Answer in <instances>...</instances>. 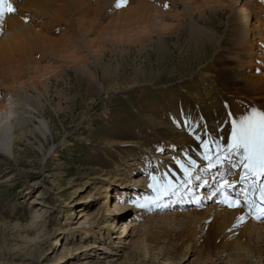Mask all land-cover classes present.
Listing matches in <instances>:
<instances>
[{
  "label": "rangeland",
  "instance_id": "374dc122",
  "mask_svg": "<svg viewBox=\"0 0 264 264\" xmlns=\"http://www.w3.org/2000/svg\"><path fill=\"white\" fill-rule=\"evenodd\" d=\"M229 4L200 21L210 31L204 38L185 24L118 40L79 68L45 58L43 65L57 68L41 80L40 89L29 90L28 101L7 93L5 104L13 114L0 115V264H264V218L238 188L225 193L228 202L218 203L229 211V223L219 220L222 230L212 239L215 217L208 211L215 203L149 212L139 219L135 198L149 193L129 189L134 180L153 191L159 175L148 177L149 171H158L166 162L162 158L185 153L183 146L170 150L161 128L188 129L214 107L224 110L223 126L230 134L232 113L264 110V83L258 82L264 44L241 36L243 5ZM177 7L164 11H183ZM77 36L72 52L81 46ZM205 79L221 93L216 105ZM4 95L0 90V103ZM26 110L34 120L18 132L13 123ZM229 173L222 187L234 174ZM106 189L112 199L108 208ZM184 190L180 195L190 187ZM123 192L131 194L124 197L119 221L102 220ZM244 204L252 206L247 211ZM235 211H244L247 220H237ZM77 215L83 216L80 221ZM134 220L138 225L131 227ZM82 223L85 230L97 223L91 236L72 233ZM117 223L124 225L116 233L122 243L107 238V228Z\"/></svg>",
  "mask_w": 264,
  "mask_h": 264
},
{
  "label": "bare ground",
  "instance_id": "6f19581e",
  "mask_svg": "<svg viewBox=\"0 0 264 264\" xmlns=\"http://www.w3.org/2000/svg\"><path fill=\"white\" fill-rule=\"evenodd\" d=\"M233 1L7 0L14 11L6 12L0 19V90H3L5 94L4 101L0 103V115L6 110L13 114L12 110L5 104L8 92L19 100L28 101L29 90L40 89L41 80L50 76L51 70L57 68L56 66L43 65L45 58H53L57 63L71 64L79 68L83 67L84 64L92 63V60L96 61L111 43L118 40L162 34V32L173 28L181 29L185 24L190 26L191 31L201 34L204 38L210 31L200 21H205L209 11L216 13L218 6H223L224 3L239 5L240 7L243 5L239 15L240 19L238 18L241 22H245V27H241V36L247 40L254 39L264 44V0H235L237 2L234 3ZM178 4L183 6L182 12L164 11V8H178ZM169 20L176 23L174 25L171 22V24H167ZM77 35L82 36V39L79 38L80 40H78L81 46L78 51L72 52L70 48L71 45H74L73 40L78 37ZM73 49L75 50V48ZM205 81L208 83L207 94L213 104L216 105L221 93L213 81L208 79ZM258 82L259 84L264 83V74ZM249 111L242 112L241 109L236 114L232 113L230 117L231 119H238ZM27 112L28 110L21 113L19 122L13 123V127L18 132L34 120L32 115L26 114ZM224 118L223 109L214 110L212 107L205 109L199 122L188 127V129L184 128L185 130H183V127L176 125L160 129L159 133L168 140L171 151H176L182 146L186 151L176 159L167 156L162 158L163 161L166 159V162L158 164V171H149L148 177L156 175L157 178L159 175V184L155 186L153 191L144 190L139 182H137L139 184H135L134 180L131 181L129 189L137 187L149 193L135 198L137 204L135 215L138 212L142 213L138 215L139 219L149 212L176 210L179 207L187 208L189 205L204 207V203H215L216 206L211 204L212 206L208 211L210 215L215 217L211 229L212 239L217 237L218 232L222 230L219 220L224 224L229 223V211L222 210L218 205L223 199H227L228 202L229 197L225 193L228 191L230 195V193L236 192L237 188L242 196H247L245 201L248 202L251 199L254 200V203H259L257 216L263 217L264 182L262 180L264 181V174L249 172L240 162V156L228 148L231 132L226 134L225 128L227 126L226 124L223 126ZM234 164L236 167H233ZM138 171V168L134 170V172ZM232 171L233 176L227 180V184L223 183L222 187V180L226 179L230 175L229 172ZM195 183L199 185L198 188H195ZM116 185L120 184L117 183ZM220 186L222 191L218 189ZM186 187H190L189 192L185 196L180 195V192ZM196 189L198 190L196 191ZM130 194L121 193L115 208L106 210L102 220L111 219V221L114 220V223L119 221L120 213L125 206L124 197ZM193 194L196 196L194 197ZM216 194L217 198L215 199ZM261 196L263 197L261 198ZM103 197L106 204L104 205L108 208L112 199L108 193ZM240 201L238 200V202ZM80 203V201L76 202L75 206L80 205ZM243 212L235 211L233 216L237 220L245 221L248 217L246 218ZM196 213L201 212L197 211ZM78 216H76L75 221L76 219L80 221L83 217L78 219ZM151 220L152 218L148 219V222ZM85 224L82 223L81 227L70 230L72 233L80 232L86 236H91L97 223L94 226L91 225L90 229L87 230L84 229ZM252 224L254 225V223ZM136 225L138 223H135L134 220L131 227ZM120 226L121 224L117 223V225H111L107 228V238L119 240L120 243L124 242L121 235L116 236ZM123 227L124 225L120 228L122 232ZM261 229L263 230L264 227Z\"/></svg>",
  "mask_w": 264,
  "mask_h": 264
},
{
  "label": "snow or ice",
  "instance_id": "6c2138e0",
  "mask_svg": "<svg viewBox=\"0 0 264 264\" xmlns=\"http://www.w3.org/2000/svg\"><path fill=\"white\" fill-rule=\"evenodd\" d=\"M9 11H14L11 4L7 0H0V19ZM227 146L240 156L245 169L264 174V110L251 109L238 119H233Z\"/></svg>",
  "mask_w": 264,
  "mask_h": 264
}]
</instances>
